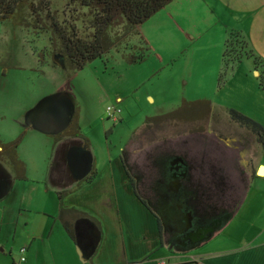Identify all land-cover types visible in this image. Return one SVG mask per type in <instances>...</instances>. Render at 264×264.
Segmentation results:
<instances>
[{
	"label": "crops",
	"instance_id": "obj_1",
	"mask_svg": "<svg viewBox=\"0 0 264 264\" xmlns=\"http://www.w3.org/2000/svg\"><path fill=\"white\" fill-rule=\"evenodd\" d=\"M162 9L166 10V21L189 38L210 34L215 40L217 56L222 54L230 33H238L264 60V0H172ZM241 60L231 67L233 76L241 68ZM222 64L223 58L219 57L218 70ZM260 91V104L253 105L263 114L264 91ZM42 102L34 116L42 125L46 122L44 128H47L48 112H57L59 102L45 108ZM69 110L67 122L51 127H58V134L75 120L74 111ZM214 113L210 111V120ZM248 114L254 116L252 110ZM259 118L264 126V117ZM233 123L237 127L235 134L220 128L207 129L209 142L200 141L206 130L190 133L189 137L199 142L180 148L178 153L148 145V149L158 154L148 159L146 170H139L126 160L130 177L124 162L122 170L111 160L110 165H105L111 200L105 191L107 185L103 189L99 186L105 178L100 176L96 160L82 137L63 136L56 140L55 154L44 177L28 176L27 165L17 176L10 167L4 170L0 160V264H264V174H259L264 168V147L250 130ZM66 142L70 145L64 158L58 159L59 149ZM81 152L87 155L86 163L78 157L79 163H72L67 156ZM174 154L185 170L176 188L185 187L186 191L177 205L171 195L159 189L160 180H167V159ZM150 167L159 173L155 178L149 176ZM92 170L96 171L95 177L85 181ZM145 172L149 178L147 193L140 187ZM131 181L135 188L130 186ZM17 182L23 186L28 182L40 184L46 187V192L55 190L58 200L54 204L50 201L48 208L41 186H31L27 195H20ZM60 191L65 192L62 206L72 216L75 240L66 232L60 217ZM77 195L82 200L76 201ZM17 198L20 201L16 202ZM11 200L15 210H10L5 202ZM107 204L113 205V210H106ZM193 209L204 213L215 210L221 216L206 234L196 239V245L187 246L183 241L176 245L169 238L171 218L162 216L160 211ZM159 223L164 226L162 238ZM158 239L162 248L155 253ZM19 251L20 259L15 260L13 254ZM116 255L117 261H111Z\"/></svg>",
	"mask_w": 264,
	"mask_h": 264
},
{
	"label": "rangeland",
	"instance_id": "obj_2",
	"mask_svg": "<svg viewBox=\"0 0 264 264\" xmlns=\"http://www.w3.org/2000/svg\"><path fill=\"white\" fill-rule=\"evenodd\" d=\"M47 1L61 21L74 24L80 36L91 35L93 29L86 10L78 4H68V0ZM165 13L162 9L148 18L140 26V34L132 35L128 41L133 49L135 45L147 47L145 60L129 63L125 54L132 48L121 45L86 62L82 69L60 63L62 57L54 55L49 31H39L15 19L0 21V141L12 143L16 155L14 161L10 151L0 150L4 170L10 167L18 176L22 173L20 169L27 165L31 178L45 176L60 134L58 127L44 128L46 122L42 125L36 121L34 114L42 101L44 108L59 102L74 111L77 129L87 141L100 176L105 178L99 186L103 189L107 185L105 191L110 200L111 187L105 165H110L111 160L122 170L126 160L137 165L139 170H146L148 159L158 154L152 148L148 149V145H158L167 153H178L180 148L199 142L189 137L197 130L207 132L200 139L202 142L210 141L209 128L235 134L237 127L229 121L227 113L230 107L262 124L257 118H263L264 113L253 105H259V96H262L257 78L262 66H257L260 70L255 74L254 59L243 57L235 76L228 68L220 82L224 68L217 69V60L224 50L217 56L215 40L210 34L198 39L189 38L166 21ZM238 35L241 43L234 46L236 51H251L245 39ZM198 102L210 103L215 112L211 120L202 104L182 108L185 103ZM113 104L122 110L117 121L109 118L106 112L107 106ZM245 110L250 114L252 110L254 116ZM173 111H177V119L148 121ZM69 145L66 142L61 146L58 159L64 158ZM152 167L148 168L151 170L149 176L155 178L159 173ZM146 173L145 181L140 183L145 193L149 188ZM24 185L17 182L20 195H27L31 186H41L33 182ZM41 190L45 191L43 197L50 208V201L54 204L58 200L57 193L55 190L46 192L45 186H41ZM75 199L82 200L78 195ZM5 202L10 210H15L12 200ZM106 210H113V205L107 204ZM158 240L155 253L162 248ZM20 255L19 251L13 257L18 260ZM110 259L117 261V255ZM102 261L108 260L102 258Z\"/></svg>",
	"mask_w": 264,
	"mask_h": 264
},
{
	"label": "trees",
	"instance_id": "obj_3",
	"mask_svg": "<svg viewBox=\"0 0 264 264\" xmlns=\"http://www.w3.org/2000/svg\"><path fill=\"white\" fill-rule=\"evenodd\" d=\"M68 4H78L81 9L86 10L89 17V25L93 29L89 37L79 35L76 27L67 25L61 21L57 13L52 11L50 3L47 0H0V21L7 19H15L21 24L32 26L42 32H50V43L54 53H62L66 65L74 69H82L86 62L101 57L104 53L109 52L112 47L126 45L132 48L128 41L132 35L140 34V26L152 15L165 7L172 0H68ZM83 10V11H84ZM84 14V13H83ZM85 14V15H86ZM239 35L230 33L225 42L223 58V72L219 76V81L224 80V73L228 68H231L235 63L239 62L243 57L254 59L255 68L262 66L258 75L259 88L264 91V60L258 57L251 51H236L234 46L240 44ZM235 44V45H233ZM145 45L137 46L125 58L129 63H139L147 57V47ZM256 70H260L258 67ZM202 104L205 106L207 114L211 111L209 102L185 103L182 108L195 107ZM193 109V108H192ZM177 111L169 112L163 116L149 118V122H160L162 120L177 119ZM228 114L230 119L239 126L250 130L256 135L257 140L264 147V126L245 115L235 108H229ZM147 121V122H148ZM74 126V129H73ZM63 136H79L84 138L83 134L77 129V123H73L60 133L59 137ZM85 139V138H84ZM14 145L2 143L0 147L5 148L14 157ZM124 162V161H123ZM22 164V163H21ZM127 171L126 164L124 162ZM129 176V173L127 171ZM96 175V171L92 170L85 181H91ZM130 177V176H129ZM132 180V179H131ZM132 185L134 186L133 181ZM135 188V186H134ZM136 191V190H135ZM63 191L58 192L61 210L60 217L64 228L68 235L75 240L74 225L72 216L69 215L62 206L64 196ZM137 193V192H136ZM138 195V194H137ZM140 200L146 205V201ZM160 238H162V225L159 223ZM139 264V263H128Z\"/></svg>",
	"mask_w": 264,
	"mask_h": 264
},
{
	"label": "flooded vegetation",
	"instance_id": "obj_4",
	"mask_svg": "<svg viewBox=\"0 0 264 264\" xmlns=\"http://www.w3.org/2000/svg\"><path fill=\"white\" fill-rule=\"evenodd\" d=\"M62 53L56 52V58L61 57ZM64 60V57H63ZM70 110L66 105H57V112H48L49 119L47 120L48 126L55 127L61 126L64 122H67L69 117ZM51 117V118H50ZM71 152V151H70ZM73 153H69L67 156L72 155ZM78 158H81L83 161H87L86 153H78ZM179 157L174 155L167 159V180H160L159 189L163 194L171 195L174 200V203L177 205L178 201L186 191V188L183 187L181 189H177L178 181L184 176V166L178 162ZM138 184H136L137 186ZM190 193V192H189ZM193 194V191L190 193ZM162 216L168 215L172 221V231L169 238L171 242L179 245L180 241L184 242L187 246L196 245V239L206 234V232L212 228L213 224L220 218L221 214L218 212L215 213V210H209L208 212H198V210H161L160 214ZM188 215H191V225L190 221H188ZM182 222L180 223V221ZM162 225V224H161ZM162 229L164 232V226L162 225Z\"/></svg>",
	"mask_w": 264,
	"mask_h": 264
},
{
	"label": "built area",
	"instance_id": "obj_5",
	"mask_svg": "<svg viewBox=\"0 0 264 264\" xmlns=\"http://www.w3.org/2000/svg\"><path fill=\"white\" fill-rule=\"evenodd\" d=\"M121 108L118 105H108L107 106V115L109 118L113 119L114 121H117L119 118V114L121 113ZM22 260H24L25 258L22 257Z\"/></svg>",
	"mask_w": 264,
	"mask_h": 264
},
{
	"label": "water",
	"instance_id": "obj_6",
	"mask_svg": "<svg viewBox=\"0 0 264 264\" xmlns=\"http://www.w3.org/2000/svg\"><path fill=\"white\" fill-rule=\"evenodd\" d=\"M60 56L62 57V61L60 63H63L64 64L63 55H60ZM77 157L78 156H75V154L74 155L73 154L72 155H69V158H70V160H71L72 163H75V162H78L79 163L80 160Z\"/></svg>",
	"mask_w": 264,
	"mask_h": 264
},
{
	"label": "bare ground",
	"instance_id": "obj_7",
	"mask_svg": "<svg viewBox=\"0 0 264 264\" xmlns=\"http://www.w3.org/2000/svg\"><path fill=\"white\" fill-rule=\"evenodd\" d=\"M259 174H261V175L264 174V168H261V169H260Z\"/></svg>",
	"mask_w": 264,
	"mask_h": 264
}]
</instances>
